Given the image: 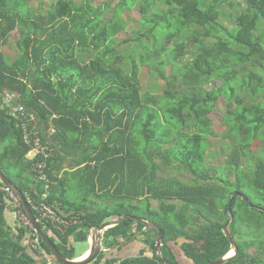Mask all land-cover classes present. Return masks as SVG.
<instances>
[{
    "label": "trees",
    "instance_id": "16d2710c",
    "mask_svg": "<svg viewBox=\"0 0 264 264\" xmlns=\"http://www.w3.org/2000/svg\"><path fill=\"white\" fill-rule=\"evenodd\" d=\"M158 3L166 10L150 15ZM137 4L146 30L125 41L136 44L121 53L124 16ZM206 4L0 0V171L36 205L79 219L63 230L39 223L66 259L80 257L75 245L88 243L93 229L133 216L164 232L165 261L182 264L173 248L181 243L188 264H210L231 250L224 228L232 210L229 229L239 255L225 264H264V159L254 163L250 152L255 141L264 144V0ZM239 6L231 31L224 18L229 8ZM15 32L17 52L8 54ZM178 50L192 58L175 62ZM144 68L158 76L159 94L144 93ZM5 93L18 95L17 104L38 117L42 141L54 150L49 188L38 179L35 161L27 158L31 147L19 122L2 108ZM217 108L224 111V139L242 152L225 168L208 162ZM68 158L78 168L66 173L77 175L78 200L67 198L58 178ZM183 173L195 181L184 182ZM237 192L249 203L232 200ZM21 209L27 215L22 202ZM7 212L17 209L1 192L0 264H61L41 236L46 255L37 251L33 230L18 217L15 226L8 223ZM157 238L155 229L129 218L106 231L108 250L93 264H164L157 256ZM134 239L145 246L139 255L108 257L121 241Z\"/></svg>",
    "mask_w": 264,
    "mask_h": 264
},
{
    "label": "rangeland",
    "instance_id": "374dc122",
    "mask_svg": "<svg viewBox=\"0 0 264 264\" xmlns=\"http://www.w3.org/2000/svg\"><path fill=\"white\" fill-rule=\"evenodd\" d=\"M52 1V0H51ZM76 3L81 4V3H86L87 1L91 2L93 5L98 6L100 4L105 5V2L108 0H74ZM229 3H233L235 4L237 0H227ZM239 1V0H238ZM211 2V0H206V3L209 4ZM160 3H158L157 5H153L150 10L149 13L150 15H155V14H162L165 10L166 7L159 6ZM206 4V5H207ZM115 4H112V7H114ZM228 9V7H227ZM242 11V7H233V8H229L226 12V16H225V21L224 23L226 24V27H228L231 31L235 30V23H236V16H238L239 14H241ZM111 12H109L110 15ZM143 12L140 9V5L137 4L133 10L128 11L127 17L124 16V19L127 23V29L124 32H121L118 36V43H121L122 45L120 46L119 51L122 52H126L130 47H134L135 46V42L132 43H125V41L129 40V39H135L138 34H141L142 32H144L146 30V28L141 25L140 20H141V16H142ZM107 15V17L109 16ZM223 19V20H224ZM225 35V34H223ZM225 36H227L229 38V34H226ZM19 38V33L15 32L12 35V39L10 40L8 46H7V53L8 54H14L17 52L16 50V40ZM230 39V38H229ZM232 42V40H229ZM117 43V44H118ZM189 46V44L187 45ZM192 46L190 45L188 47V49H190ZM174 53V58L175 62H188L191 58L192 55L188 52H180V50L178 51H173ZM168 58H166L167 60ZM174 60V59H173ZM171 64V62L169 63ZM166 71V68H165ZM141 80H142V84H143V91L146 94H159L160 92H162L160 90V87H162V84L159 82L158 80V76L156 74H150L148 72L147 68H144L142 70L141 73ZM224 111H222L220 108H217V110L212 114L211 118L213 120V127L216 130V136L215 137H211L209 138V140L213 143V148H212V152H211V156L208 160L209 163H212L213 165H219L223 168H225L226 166H229V164L227 162H229L230 160H232V158L234 156H242V152L239 150V148L237 147L236 144L231 143L230 140L224 139V132H225V128L222 126V117H223ZM191 132L193 131L191 128H188ZM53 132V130L51 131ZM1 150V148H0ZM250 152L254 154V156L256 158H253V162L254 163H258V159H264V144L261 141H255V143L252 145ZM1 154V153H0ZM240 160L242 161L244 166L248 165V161H246L245 158L241 157ZM167 172H173V168H169L167 170ZM213 173V172H212ZM174 175V174H173ZM182 180L186 183L188 182H194L195 179L189 175L188 173H183L182 174ZM74 192V191H73ZM74 193H72L73 195ZM97 203L99 204H103V202L101 200H96ZM157 202L153 201V207L156 209L157 208ZM90 243V238L88 243H77L75 245V250H76V255L77 256H81L84 252H86L88 250V248ZM173 248L174 251L179 259V261L182 264H188V260L185 256L184 251L181 248V243L176 245L173 244ZM80 258V257H78Z\"/></svg>",
    "mask_w": 264,
    "mask_h": 264
},
{
    "label": "built area",
    "instance_id": "2783aa9c",
    "mask_svg": "<svg viewBox=\"0 0 264 264\" xmlns=\"http://www.w3.org/2000/svg\"><path fill=\"white\" fill-rule=\"evenodd\" d=\"M18 95L5 93L3 95V110L11 115L14 119L19 122L21 129L24 132V139L26 143L31 147V151L27 155L30 161H35L34 170L38 175V179L44 182L49 188L51 185V179L48 174L49 162L54 158V150L49 146L45 145L39 134V120L38 117L32 113H29L25 107L18 105ZM5 193L11 201L14 203L17 209L16 216L19 221L26 226H29L33 230L34 242L33 247L41 254L46 252L41 245L40 235L27 217L25 212L21 209V201L17 194L3 184L0 179V193ZM28 204H32L34 209L38 212L37 222H52L56 228L63 230L70 227L73 224H78L79 219L74 217L67 219L58 215L56 211L45 204L36 205L30 196L26 197Z\"/></svg>",
    "mask_w": 264,
    "mask_h": 264
},
{
    "label": "water",
    "instance_id": "95a60500",
    "mask_svg": "<svg viewBox=\"0 0 264 264\" xmlns=\"http://www.w3.org/2000/svg\"><path fill=\"white\" fill-rule=\"evenodd\" d=\"M0 179L2 180V182L7 187L12 189L17 194V196L19 197L20 201L22 202V204L26 210V213H27L31 223L34 225L35 229L37 230V232L39 233L41 238L44 240V242L50 248L53 257L59 263H61V264H93L103 253L107 252V250H108L104 245V239H105L106 231L117 226V225H119L120 223H122L123 221H125L129 218H133V219L137 220L138 222L144 223L147 227L155 229L158 232L157 245H156L157 256L162 261V263L170 264L169 262L165 261V259L162 256V247L164 245V243H163L164 232L161 230V228L155 224H152V223L145 221L141 218L133 217V216H124V217H121L118 219H112V220H109V221L103 223L100 227L93 229L91 232V235H90L91 249L87 253V255H85L81 258H77L75 260H68L59 252L57 247L50 240L47 233L43 230V228L37 222V219H36L33 211L31 210L24 194L16 187V185L13 183V181H11L9 178H7L1 171H0ZM236 197H241L244 201L249 203L248 200H246L245 196L240 192H237L235 195H233L232 200H234ZM229 213H230V219H229L227 225H225L224 232H225L226 237L229 239V241L231 243V250L222 259L215 261L213 263H210V264H225V263L231 261L232 259H234L235 257H237L239 255V248H238V246H237V244H236V242H235V240H234V238L230 232V229H229V226L233 220L232 210H229Z\"/></svg>",
    "mask_w": 264,
    "mask_h": 264
},
{
    "label": "crops",
    "instance_id": "0c3cea01",
    "mask_svg": "<svg viewBox=\"0 0 264 264\" xmlns=\"http://www.w3.org/2000/svg\"><path fill=\"white\" fill-rule=\"evenodd\" d=\"M70 164L73 165V167ZM61 169H62V171L59 173L58 178L60 181H62V180L64 181V183H63L64 188L67 189V191H68L67 198H69L71 200H78L79 199V193L76 192V188L79 186V185L77 186V184L79 183V180H77V177H76L77 175L66 176L67 172L75 173L78 171V168H76V166H74L72 159L68 158V160L62 162ZM58 185H60V182ZM72 193H74V194L72 195ZM7 220H8V223L15 226L16 222H17L16 214L14 212H7ZM89 246L90 247L88 248V250L86 252H84L80 256V258L87 255V253L91 249L90 243H89ZM144 248H145V246H144L143 242L141 241V239H134V240H131L128 242L121 241V245H119L115 249L109 250L110 252L108 253V257H111L112 255L118 256L121 258L130 257V256H137L140 254V252Z\"/></svg>",
    "mask_w": 264,
    "mask_h": 264
}]
</instances>
